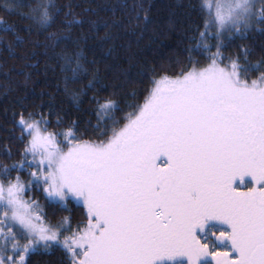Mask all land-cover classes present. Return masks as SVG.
<instances>
[{
    "label": "snow or ice",
    "instance_id": "6c2138e0",
    "mask_svg": "<svg viewBox=\"0 0 264 264\" xmlns=\"http://www.w3.org/2000/svg\"><path fill=\"white\" fill-rule=\"evenodd\" d=\"M64 7L17 0L3 10L30 21L29 34L47 33L43 46L76 104L72 85L92 75L86 89L99 118L62 127L51 108L13 110L18 147L0 152V264H33L52 252L61 264H264V43H243L264 36V0L190 5L201 23L184 56L141 70L147 86L126 104L95 94L105 87L87 66L96 61L80 48L86 37L72 36L83 21ZM62 14L65 27L48 32ZM0 31L16 27L0 16ZM62 44L76 50L56 52ZM26 193L43 197L53 215L74 203L84 219L46 221Z\"/></svg>",
    "mask_w": 264,
    "mask_h": 264
},
{
    "label": "trees",
    "instance_id": "16d2710c",
    "mask_svg": "<svg viewBox=\"0 0 264 264\" xmlns=\"http://www.w3.org/2000/svg\"><path fill=\"white\" fill-rule=\"evenodd\" d=\"M24 2L29 3L31 0ZM199 2L200 0H56L62 6V13L69 11L65 5L71 6L68 19L79 18L83 21L82 24L72 26V36L86 37L81 40L80 48L88 61H96L87 66L90 73L101 78L105 87L95 94L110 96L122 104L133 100L130 94L134 89L141 94L142 88L147 86L138 77L141 70L147 71L152 65H167L176 56H184L183 49L188 43L187 37L191 35L193 24L201 23L199 13L190 5ZM15 3L17 0H0V16L16 27L15 33L0 31V152L5 145L13 151L18 147L12 139L14 135H19L18 130L13 132L12 112L21 109L22 103L29 110L38 108L46 115L51 108L50 118L53 122L57 115L66 122L62 127L74 120L83 127L89 122L94 124L99 118L93 111L95 104L91 98L94 93L86 89L92 75H87L72 85L74 92L81 93L80 103L76 104L64 92L63 74L52 50L43 46L47 33H38L34 28L29 34L27 25L30 21L3 10L5 4ZM145 10L148 13L147 22L143 20ZM137 16L140 17L139 20ZM63 19L62 14L57 18V23L47 31L59 32L65 27ZM17 33L23 38V42L17 40ZM34 41H39L40 46H36ZM208 42L214 43L212 40ZM243 43L259 48L264 43V36L257 33ZM65 50L71 52L76 49L71 44L67 49H64L63 44L55 49L56 52ZM233 51L232 48L223 49L225 55ZM25 197L38 202L41 215L47 213L46 221L55 223L62 216L69 215L73 217L74 224L84 219L82 210L74 203L69 204L72 212H57L53 215L43 197L33 193H26ZM61 259L59 252H52L33 257V264H61Z\"/></svg>",
    "mask_w": 264,
    "mask_h": 264
},
{
    "label": "rangeland",
    "instance_id": "374dc122",
    "mask_svg": "<svg viewBox=\"0 0 264 264\" xmlns=\"http://www.w3.org/2000/svg\"><path fill=\"white\" fill-rule=\"evenodd\" d=\"M161 163H162V160L160 161ZM248 180L249 179H244V184H247L248 183ZM26 198V197H25ZM27 199V198H26ZM38 203V202H37ZM34 211H37V212H39L40 214H41V212H40V208H36V209H34Z\"/></svg>",
    "mask_w": 264,
    "mask_h": 264
},
{
    "label": "flooded vegetation",
    "instance_id": "af4514ba",
    "mask_svg": "<svg viewBox=\"0 0 264 264\" xmlns=\"http://www.w3.org/2000/svg\"><path fill=\"white\" fill-rule=\"evenodd\" d=\"M244 179H250V178H248V177H245Z\"/></svg>",
    "mask_w": 264,
    "mask_h": 264
}]
</instances>
